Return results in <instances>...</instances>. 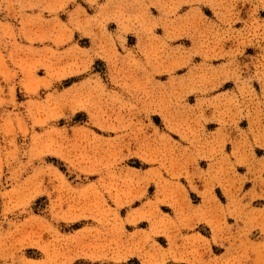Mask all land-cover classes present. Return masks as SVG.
Instances as JSON below:
<instances>
[{
    "label": "rangeland",
    "instance_id": "obj_1",
    "mask_svg": "<svg viewBox=\"0 0 264 264\" xmlns=\"http://www.w3.org/2000/svg\"><path fill=\"white\" fill-rule=\"evenodd\" d=\"M0 264H264V0H0Z\"/></svg>",
    "mask_w": 264,
    "mask_h": 264
}]
</instances>
